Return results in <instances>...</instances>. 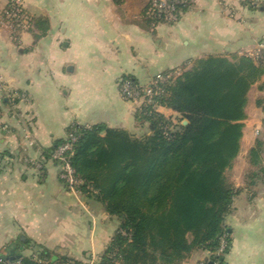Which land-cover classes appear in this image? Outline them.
Wrapping results in <instances>:
<instances>
[{"label":"crops","instance_id":"crops-1","mask_svg":"<svg viewBox=\"0 0 264 264\" xmlns=\"http://www.w3.org/2000/svg\"><path fill=\"white\" fill-rule=\"evenodd\" d=\"M9 1L0 0V73L28 102L3 108L14 135L0 131V264L42 256L85 263L105 254L122 221L96 194L70 192L50 150L74 124L150 136L136 119L141 104L121 95L126 77L149 86L211 57L264 65V0H190L174 25L148 21L147 0H21L33 24L28 32L3 24ZM263 84L264 74L248 93L241 151L227 172L236 194L225 264H264ZM159 113L179 121L171 109ZM206 259L194 253L183 264Z\"/></svg>","mask_w":264,"mask_h":264},{"label":"trees","instance_id":"trees-1","mask_svg":"<svg viewBox=\"0 0 264 264\" xmlns=\"http://www.w3.org/2000/svg\"><path fill=\"white\" fill-rule=\"evenodd\" d=\"M263 74V63L247 57L237 63L203 59L155 99L180 116L177 123L145 106L136 117L150 127L145 138L103 126L77 128L72 166L83 182L79 190L96 194L122 221L101 264H183L196 250L210 253L211 263L225 264V257L214 254L224 233L231 246L226 220L236 192L225 172L241 151L248 93Z\"/></svg>","mask_w":264,"mask_h":264},{"label":"built area","instance_id":"built-area-1","mask_svg":"<svg viewBox=\"0 0 264 264\" xmlns=\"http://www.w3.org/2000/svg\"><path fill=\"white\" fill-rule=\"evenodd\" d=\"M191 8L190 0H147L145 18L153 23L174 25L180 21L185 11ZM1 19L4 25L9 26L14 31L26 30L31 27L32 20L27 15L21 0H10L8 7L1 13ZM178 78L177 74L161 75L156 77L149 86H141L130 77L121 80L120 91L123 99L128 102L140 103L141 109L145 106L159 113L162 108L156 101V98L165 96V85L172 84ZM10 101L12 106L17 102H28L27 95L10 91L3 75L0 73V131L5 137L14 135L13 128L4 120L3 108L5 103ZM91 129V127H82L72 125L69 128L65 142L51 154V160L60 167V179L66 185L70 192L77 194L83 182L76 176L75 169L72 166V157L74 155L75 145L79 141L77 128ZM259 131L256 134L259 135ZM27 135H30L27 132ZM230 249L229 234L224 233L219 238V248L215 255L226 257ZM209 256L210 253L206 252ZM101 257L92 256L83 264H101ZM41 264H55L51 261H38ZM4 264H21L19 261H5ZM67 264H78L76 261H70ZM198 264H209V261H203ZM212 264H220L218 261Z\"/></svg>","mask_w":264,"mask_h":264},{"label":"rangeland","instance_id":"rangeland-1","mask_svg":"<svg viewBox=\"0 0 264 264\" xmlns=\"http://www.w3.org/2000/svg\"><path fill=\"white\" fill-rule=\"evenodd\" d=\"M33 25V24H32ZM32 25H31V27L30 28H32ZM30 28L29 29H26V30H18V31H25V32H28V31H30ZM13 32H14V30H13ZM229 170V169H228ZM228 170L225 172V179H226V181L228 182V179H227V172H228ZM229 183V182H228ZM201 252H203V251H200V250H196V251H194L192 254H194V253H201ZM209 259H210V256H209Z\"/></svg>","mask_w":264,"mask_h":264},{"label":"water","instance_id":"water-1","mask_svg":"<svg viewBox=\"0 0 264 264\" xmlns=\"http://www.w3.org/2000/svg\"><path fill=\"white\" fill-rule=\"evenodd\" d=\"M187 124H188V121H185V122L183 123V125H185V126H186ZM11 260H12V261H14V260H15V258H12ZM205 261L207 262V261H208V259H206ZM209 264H212V263H211V262H209Z\"/></svg>","mask_w":264,"mask_h":264}]
</instances>
